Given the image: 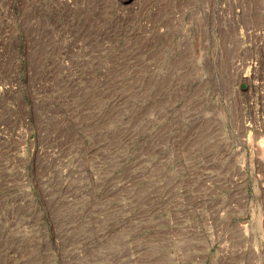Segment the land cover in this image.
Masks as SVG:
<instances>
[{
    "label": "rangeland",
    "instance_id": "rangeland-1",
    "mask_svg": "<svg viewBox=\"0 0 264 264\" xmlns=\"http://www.w3.org/2000/svg\"><path fill=\"white\" fill-rule=\"evenodd\" d=\"M0 264H264V0H0Z\"/></svg>",
    "mask_w": 264,
    "mask_h": 264
}]
</instances>
